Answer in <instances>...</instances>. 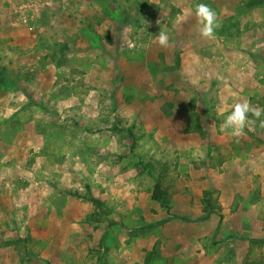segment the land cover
<instances>
[{"label": "rangeland", "instance_id": "1", "mask_svg": "<svg viewBox=\"0 0 264 264\" xmlns=\"http://www.w3.org/2000/svg\"><path fill=\"white\" fill-rule=\"evenodd\" d=\"M243 101L264 0H0V264H264V127L221 131ZM209 196L222 219L176 217Z\"/></svg>", "mask_w": 264, "mask_h": 264}, {"label": "clouds", "instance_id": "2", "mask_svg": "<svg viewBox=\"0 0 264 264\" xmlns=\"http://www.w3.org/2000/svg\"><path fill=\"white\" fill-rule=\"evenodd\" d=\"M195 17L197 21V31L200 36L207 40H213L216 36V30L221 27L218 14L208 4L199 3L195 7ZM159 23V21H157ZM158 43L161 47L167 48L169 37L164 31L157 35ZM222 114V113H221ZM249 114L256 120H260L261 127H264V108L254 107L249 101L237 102L233 106L221 126V131L226 132L231 129L230 135L237 139L244 135V130L249 124ZM63 119V117H62ZM254 122V121H253Z\"/></svg>", "mask_w": 264, "mask_h": 264}, {"label": "trees", "instance_id": "3", "mask_svg": "<svg viewBox=\"0 0 264 264\" xmlns=\"http://www.w3.org/2000/svg\"><path fill=\"white\" fill-rule=\"evenodd\" d=\"M124 131L128 132V134L131 136V139H133V145L137 144V139L134 136V133L132 130L130 129H124ZM210 195V193H208ZM155 197L156 199L164 206H169L170 205V194L168 192V190L166 188H164L161 184V182L156 183L155 186ZM95 202L102 207L103 205V201L102 200H95ZM199 206L201 207L202 211H203V215H200L199 217L196 218H190L188 216L185 215H177L176 217L179 218L180 220H182L183 222H198V221H202V220H206L211 214H216L218 217H220L221 219L223 218V208L222 206L215 200L213 199L211 196L209 197H202V199H200V201L198 202ZM174 216V214L170 215V217ZM155 223H149V224H143L140 226V228L142 230H148L151 229L152 227H154ZM17 243L20 242L18 241H13L11 243ZM8 243V242H3ZM149 261V260H148Z\"/></svg>", "mask_w": 264, "mask_h": 264}]
</instances>
